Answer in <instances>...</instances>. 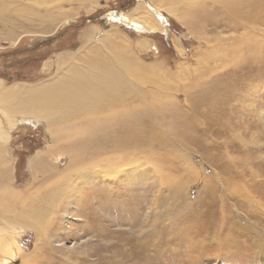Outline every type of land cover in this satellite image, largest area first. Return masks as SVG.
Listing matches in <instances>:
<instances>
[{"label": "rangeland", "instance_id": "1", "mask_svg": "<svg viewBox=\"0 0 264 264\" xmlns=\"http://www.w3.org/2000/svg\"><path fill=\"white\" fill-rule=\"evenodd\" d=\"M155 4L164 11L166 22L163 30L147 29L151 34L108 19L112 12H121L154 21L155 15L143 9H156ZM166 7L173 8L162 0H0L3 88H40L55 75L52 69L57 62L90 49L111 30L143 64H160L164 68L160 82L173 88L167 90L172 99L151 93L156 100L149 107L156 113L161 140L173 146L171 154L161 147L159 157L139 158L141 169L130 176L143 173L147 185L157 182V189L146 188L139 206V196L129 200L126 192L114 193V205L108 211L116 219L113 231L101 238L84 234L78 213L69 219L52 216V229L43 230L45 236L51 233L50 241L37 243L34 230L24 232L23 253L36 256L26 263L20 254L13 264H108L114 260L117 264H264V47L241 55L228 50L245 31L259 36L262 29L251 24L240 31L229 29L218 15L215 26H198L189 33V26L166 12ZM89 36H94L91 42ZM151 85L143 87L158 91ZM168 103L170 109L163 105ZM141 108L138 105L135 112ZM133 112L132 106L122 110L127 116ZM139 113L129 117L139 120ZM143 122L134 127L140 129ZM83 125L29 123L12 131L10 167L0 165V195L13 191L20 201L31 200V193L41 185L34 176L42 170L40 163L55 162L51 157L59 152L63 168L67 154L87 151L89 147L82 143L85 133L80 131ZM66 134L73 136L74 143L65 139ZM63 145V150L52 151ZM115 178L119 177L108 176L113 183ZM154 195H160V204L155 205ZM82 208L87 210L88 205ZM100 210L95 211L106 214ZM99 221L107 225L103 218ZM95 244L98 252H105L89 248L87 255L86 245ZM106 245L115 255L111 261L105 255Z\"/></svg>", "mask_w": 264, "mask_h": 264}, {"label": "bare ground", "instance_id": "2", "mask_svg": "<svg viewBox=\"0 0 264 264\" xmlns=\"http://www.w3.org/2000/svg\"><path fill=\"white\" fill-rule=\"evenodd\" d=\"M76 1L79 3L89 0ZM162 1L170 8L175 7L174 9L166 7V12L185 22L189 26V33H192V30L197 31L198 26H215L218 24L216 17L221 15L225 21L224 25L229 29L240 31L249 24L258 30L262 29L259 36H252L247 31L237 36L228 46L229 51L241 55L244 51L250 52L260 46L264 47V0ZM155 6L156 9H143L144 13L155 15L154 21H141L140 18L134 19L121 12H112L108 15V19L122 23L134 31H139L140 34H151L153 32L146 30L154 32L163 30L166 22L164 11L161 12L162 9L158 4ZM94 36H89L91 38L88 41L91 42ZM119 38L116 32L108 31L106 36L95 40V46L80 50L81 53H78L76 57L69 55L70 58L57 62L54 65L55 69H52L55 75L41 85V89L37 87L25 90L19 86L8 89L0 85V165L10 167L9 144L12 131L29 123H41L46 126L65 125L72 122L76 126L84 124V127L80 128V131L85 133L82 143L84 148L89 147L82 154L74 152L67 154L68 161L63 168L60 166L62 156L58 150H63L66 145L53 149L54 153L58 152L51 157L55 162L40 163L42 170L34 173L35 178H39L36 182L41 185L37 191L31 193V200L20 201V196L13 194V191L10 194L1 193L0 257L3 259L2 264H13L17 259L20 260L18 258V256L21 257L20 254L27 258L26 263L32 261L34 253L30 255L23 253L21 236L26 231L34 230L36 236L38 235L37 243L39 241L47 243L51 233L45 236L43 230L52 229V226L49 227L51 222L49 219L52 216L54 220L65 216L69 219L70 216L78 213V216L83 219L84 234L93 233L101 238L104 234L113 231L112 225L116 219L108 213L114 205V193L119 196L126 192V199H134L137 195L142 200V194L146 192V188L149 192L157 189V182L147 185L148 182L144 179L143 173L137 177L130 176L140 171L142 162L139 158L147 154L159 157L157 151L161 147H164L165 154H171L173 146L161 140L159 128L154 120L156 113L150 111L149 107L154 105L156 100L152 99L151 93L154 92L155 97L164 93V98L172 99L167 90L172 91L173 88L160 82L158 77L164 74L162 73L164 68L160 64H143L138 57L134 56V49L130 50V47L123 45L122 41H117ZM198 38L201 40L199 36ZM214 41L215 39L207 42ZM145 84H152L151 86L157 87L158 91L148 90L143 87ZM142 97L146 98L142 99ZM138 105L142 106L140 113L135 112ZM163 105L166 108L171 106L169 103ZM128 106L134 109V112L129 115L139 113V120H134L122 113V110ZM159 108L163 110L161 105ZM142 121L145 122L140 129H136L134 124H140ZM123 124L129 129L124 128ZM52 136L56 137V134L53 133ZM70 136L66 134L65 139H70L71 143H74L73 136ZM70 145L72 147V144ZM128 167L133 169L128 172ZM109 175L119 178H115L113 183L108 179ZM34 181L31 183L33 184ZM133 184L138 185L137 189H140V192L136 187L130 186ZM155 198V205L160 204V195ZM137 202L139 206L141 202L144 203V200ZM84 204L88 205L87 210L82 208ZM98 207L106 214L100 216L96 212L99 210ZM98 217L107 221L105 227L101 225ZM133 221L138 224L137 219ZM38 232L43 235L40 236ZM109 246L106 245L108 250L106 249L105 255L109 254L108 259L111 261L115 255L109 252ZM112 246L113 243L110 247ZM89 248L95 249L98 254L105 252H98L96 244L90 247L86 245L87 255ZM22 264L25 263L22 262ZM108 264H117V262L114 260Z\"/></svg>", "mask_w": 264, "mask_h": 264}]
</instances>
